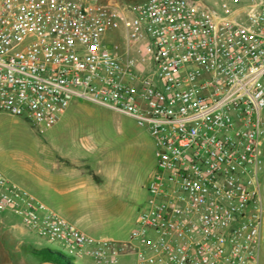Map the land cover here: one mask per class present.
<instances>
[{
  "label": "built area",
  "instance_id": "1",
  "mask_svg": "<svg viewBox=\"0 0 264 264\" xmlns=\"http://www.w3.org/2000/svg\"><path fill=\"white\" fill-rule=\"evenodd\" d=\"M112 3L0 0V112L43 130L75 99L150 133L156 166L126 239L92 238L0 172L5 214L70 256L113 264H259L264 208V0L243 20L204 0H144L124 55L104 42ZM148 40L137 71L129 43Z\"/></svg>",
  "mask_w": 264,
  "mask_h": 264
},
{
  "label": "rangeland",
  "instance_id": "2",
  "mask_svg": "<svg viewBox=\"0 0 264 264\" xmlns=\"http://www.w3.org/2000/svg\"><path fill=\"white\" fill-rule=\"evenodd\" d=\"M97 1L116 3L109 8L111 24L104 42L113 54L124 55L127 34L143 33L134 8L144 0ZM204 1L218 11L225 4L227 17L243 20L244 9L254 0ZM148 48L145 37L129 43L130 55L137 59V71L141 73L149 68ZM261 115L264 117V109ZM94 117L96 123L89 125L88 131L100 144V149L95 155L90 152L85 155L83 173L88 185L93 184L100 197L93 203L89 199L81 202L74 215L79 222L72 223L92 238L122 240L128 237L147 201L145 184L156 166L154 141L145 127L128 116L96 109ZM48 130H41L24 118L0 112V172L44 203ZM261 153L259 182L264 206V138ZM79 193L85 194L86 190L70 191L66 199L74 201ZM4 218L5 223L0 225V264H39L42 261L64 264V257L70 258L72 264H97L88 257L70 256L63 244L38 237L27 230L21 236L19 224L17 229H10V224L19 223L18 218L6 214ZM42 248H49L61 256L45 257L39 252ZM113 264H136L135 256L121 255ZM259 264H264L261 246Z\"/></svg>",
  "mask_w": 264,
  "mask_h": 264
},
{
  "label": "crops",
  "instance_id": "3",
  "mask_svg": "<svg viewBox=\"0 0 264 264\" xmlns=\"http://www.w3.org/2000/svg\"><path fill=\"white\" fill-rule=\"evenodd\" d=\"M96 109L108 110L75 99L71 102L60 120L49 128L47 166L44 172L46 178L45 203L36 197L52 211L68 221L71 220L69 222L76 224L79 222V219L74 217L77 212V206L84 200L89 199L93 203L100 197L96 193L95 186L93 184L92 186L88 185L83 173L85 155L88 152L95 155L100 149V144L88 131V126L96 123V118L94 117ZM154 170L155 167L152 173ZM80 190H86V193H79L74 201L66 199V195L70 191L80 192ZM17 227V225L10 224V229H17ZM18 230L21 235L26 229L20 226ZM25 241L30 243L28 240ZM260 246L264 249V216Z\"/></svg>",
  "mask_w": 264,
  "mask_h": 264
},
{
  "label": "trees",
  "instance_id": "4",
  "mask_svg": "<svg viewBox=\"0 0 264 264\" xmlns=\"http://www.w3.org/2000/svg\"><path fill=\"white\" fill-rule=\"evenodd\" d=\"M39 252H42L45 255V257H50V256H54V255L55 256H61L59 253H57V252H55L49 248H42ZM64 259L66 261L64 264H72V262L70 261V258L64 257ZM42 262H44V261H42Z\"/></svg>",
  "mask_w": 264,
  "mask_h": 264
},
{
  "label": "water",
  "instance_id": "5",
  "mask_svg": "<svg viewBox=\"0 0 264 264\" xmlns=\"http://www.w3.org/2000/svg\"><path fill=\"white\" fill-rule=\"evenodd\" d=\"M39 264H51V263H47V262H41V263H39Z\"/></svg>",
  "mask_w": 264,
  "mask_h": 264
}]
</instances>
